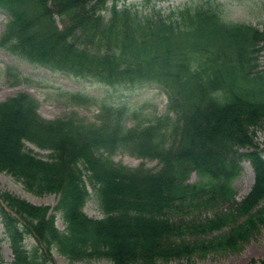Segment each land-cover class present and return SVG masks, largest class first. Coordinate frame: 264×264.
<instances>
[{"label":"trees","instance_id":"16d2710c","mask_svg":"<svg viewBox=\"0 0 264 264\" xmlns=\"http://www.w3.org/2000/svg\"><path fill=\"white\" fill-rule=\"evenodd\" d=\"M224 9L221 0L166 9H156L155 0H0L10 16L0 49L75 80L157 86L168 97L165 114L156 118L106 98L68 94L70 105L86 99L96 106L93 122L75 111L44 119L24 93L0 102V172L35 195H59L55 210L65 225L55 227L47 206L2 193L10 264H54L55 252L70 262L157 264L237 250L264 224V144L256 140L264 128L258 69L264 32L226 21ZM24 141L51 150L50 159L26 151ZM117 150L156 160L160 168L115 163ZM243 160L254 180L236 202L232 182ZM193 172L206 180L189 183ZM87 183L101 219L83 212ZM27 237L35 241L30 249Z\"/></svg>","mask_w":264,"mask_h":264},{"label":"rangeland","instance_id":"374dc122","mask_svg":"<svg viewBox=\"0 0 264 264\" xmlns=\"http://www.w3.org/2000/svg\"><path fill=\"white\" fill-rule=\"evenodd\" d=\"M139 1V0H137ZM186 0H163L156 2V9L169 8L181 5ZM225 3L224 17L228 22L241 23L257 28L264 32V0H221ZM8 17L0 12V35L4 28ZM259 70L264 73V49L258 55ZM10 67L12 74L5 78V69ZM15 69L20 74L15 73ZM14 76L24 78L21 84L13 86ZM55 88H61L70 91H82L91 97H107L114 103L127 102L131 107L142 109L143 112L163 114L166 110L167 97L163 91L152 86L145 88L133 89H108L98 85H90L89 82H80L69 79L62 74H55L48 69L42 67H34L25 61L13 58L2 50H0V101L13 96L19 92H27L32 94L39 102V113L47 119H55L67 114L72 108H69L61 99ZM82 116L89 120H93L96 109L94 107H82L76 109ZM256 140L258 143L264 144V128L256 130ZM27 148L41 158L47 159L50 152L41 150L33 145L27 144ZM114 161L123 163L130 167H136L141 160L136 159L127 153L118 152L113 156ZM146 167L153 171L159 168L158 163L154 160H144ZM205 178H200L196 173H192L188 177L189 183H196ZM253 182V171L250 164L243 161L239 175L232 182L234 190V200L240 201L248 192ZM89 191V199L85 205L84 212L92 218H102L103 213L99 207L95 191L91 186H87ZM8 191L21 198L28 200L36 205H47L51 208V212L56 215V225L60 230H64V225L55 213L54 207L57 204V195H46L43 197L34 196L26 191L22 184L14 181L9 175L0 173V191ZM228 205H224L219 209H213L209 213H202L200 218L206 215L219 214L224 211ZM242 221V220H241ZM227 227L222 231H213L212 233L203 235L200 240H210L211 238L223 234ZM0 236H2V226L0 223ZM33 241L27 240V246L30 248ZM1 252L5 259V264H9L12 255L8 248V243L4 240L1 243ZM264 259V224L259 225L258 229L252 232L247 242L240 244L237 250H210L207 253L194 254L189 258L176 259L169 262H158L157 264H256ZM54 264H112L108 260L99 261H80L70 262L55 253Z\"/></svg>","mask_w":264,"mask_h":264}]
</instances>
